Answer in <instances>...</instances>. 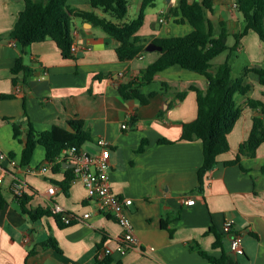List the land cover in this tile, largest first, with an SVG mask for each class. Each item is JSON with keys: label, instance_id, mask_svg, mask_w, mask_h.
Segmentation results:
<instances>
[{"label": "crops", "instance_id": "obj_1", "mask_svg": "<svg viewBox=\"0 0 264 264\" xmlns=\"http://www.w3.org/2000/svg\"><path fill=\"white\" fill-rule=\"evenodd\" d=\"M128 1V16L122 23L135 20L143 2ZM157 1L146 9L138 33L142 43L148 45L154 39L183 36L193 30L189 23H177L172 16H164L165 21L160 22L162 11L169 12L180 0H161L156 12ZM67 4L93 9L91 0H67ZM24 9V0H0V150L9 155L0 165L1 186L8 201L0 209V264H95L103 255L102 249L99 251L102 243L104 250L112 251V264H211L199 250L215 257L226 252L237 264H264V142L254 157L242 155L237 163H226L237 159L241 143L250 136L253 117L259 115V110L247 105L248 99L264 102V87L257 75L251 72L246 77L245 83L252 89L236 97L243 113L228 137L230 149L205 174L203 190L199 191L203 144L200 140H182L181 136L183 124L198 116L197 92L190 87L206 90V77L175 65L157 73L152 83L141 88L143 94L157 93L149 104L126 99L120 85L138 81L141 71L156 62L161 51H146L121 61L116 53L119 42L82 20L74 21L73 43L79 48L72 58H64L50 39L24 49L8 37ZM208 18L216 30L220 21L227 23L230 47L235 44L234 39L230 45V38L245 25L236 0H214V12ZM243 50L250 55L247 67H264V44L254 31L241 40L238 52ZM19 58L31 74L25 79L21 72L15 83L12 68ZM182 92L186 95L180 99ZM75 118L84 121L93 138L82 150L94 155L101 150L98 139L109 143L106 151L111 188L130 201L128 215L139 247L118 251L122 227L99 210L82 182L71 183L67 192L63 190L61 183L68 170L72 171V163L64 155L58 159L60 166H52L44 174L27 173L20 165L28 121L41 132L54 126L68 128V121ZM132 118L143 123L144 130L135 129ZM14 124L21 126L17 138ZM144 139L148 144L140 151ZM163 139L167 141L161 142ZM47 163L45 149L37 146L29 168L38 169ZM17 179L25 180V193L33 197L29 209L60 205L72 215L90 213V217L64 226L54 216L32 221L13 193ZM51 187L54 194L49 192ZM182 197L194 198L195 203H183ZM226 221L232 222L230 233L223 230ZM217 235H222V248L213 247ZM50 237L57 241L60 251L40 247ZM234 239L243 247L237 255L231 249ZM32 250L36 252L30 254Z\"/></svg>", "mask_w": 264, "mask_h": 264}, {"label": "trees", "instance_id": "obj_2", "mask_svg": "<svg viewBox=\"0 0 264 264\" xmlns=\"http://www.w3.org/2000/svg\"><path fill=\"white\" fill-rule=\"evenodd\" d=\"M24 1L25 9L19 14L16 24L8 33V37L17 40L24 49L34 43L50 39L58 45L64 58H72L74 21L82 20L102 29L108 36L116 39L119 42L116 49L117 56L119 60L127 61L146 52L147 45L141 42L138 33L144 25L146 9L154 7L157 0H143L137 18L130 23H122L128 16V0H91L93 9L89 11L71 7L67 4V0ZM236 7L242 13L245 25L240 32L233 35L235 44L230 47L227 42L230 35L227 23L220 21L218 30H216V26L208 18V15L214 12V0H201L193 3L180 0L178 6H171L170 11L164 16L174 17L177 23L187 22L193 30L183 36L154 39L153 42L163 48L159 59L141 71L138 81L122 83L119 88L124 98L137 99L141 104L147 105L157 93L143 94L141 88L152 83L156 74L161 71L179 65L206 77L209 82L206 90H201L196 86L190 87L191 90L197 92L198 116L195 120L183 124L181 136L182 140H200L203 144L204 159L199 170V191L203 190L205 174L216 166L218 157L230 149L228 137L243 113L236 97L247 95L252 89L250 83H245L246 77L251 72L256 74L258 83L264 87V67H245L242 75L233 79V66L230 61L233 52L239 50L243 36L249 31H254L264 44V0H236ZM97 10L110 15L116 21L100 15ZM225 52H228L225 61L213 71L212 61ZM21 72L25 73V79L31 74L23 58L17 59L12 68L15 83L17 82L16 76ZM164 86L167 87L166 84ZM185 95L186 92H182L178 94V97L183 99ZM247 105L253 110H259V115L253 117L250 136L241 143L237 159L228 161L227 164L237 163L242 155L254 157L257 148L264 142V102L250 98ZM131 122L135 129L144 130L145 125L137 119L132 118ZM27 124V136L20 160V165L26 169L29 168L39 145L45 149L48 162H54L53 167H57L60 166L58 159L65 156V151L72 148L80 151L85 143L93 140L90 131L85 128V123L81 119L69 120L68 128L54 126L41 132L37 131L31 122L28 121ZM20 134L21 126L14 124L15 138ZM166 141L163 139L161 142ZM147 144L148 141L144 139L139 150L142 151ZM13 156L14 154L10 155V157ZM73 180V169L68 170L65 180L61 183L65 192ZM16 198L21 204L23 213L28 215L32 221L44 216H54L59 225H67L62 220V216L55 214L51 208L29 209L27 206L33 198L31 195L24 193ZM7 204L4 189L0 185V209ZM39 245L42 249L52 248L60 251L57 241L51 237ZM103 246V243L99 246V251L102 249L103 255L96 258L95 264H112V256L104 254ZM213 247H223L222 235H217ZM35 252L32 250L30 254ZM199 252L211 264H237V261L226 252L221 257L212 256L204 250H199Z\"/></svg>", "mask_w": 264, "mask_h": 264}, {"label": "built area", "instance_id": "obj_3", "mask_svg": "<svg viewBox=\"0 0 264 264\" xmlns=\"http://www.w3.org/2000/svg\"><path fill=\"white\" fill-rule=\"evenodd\" d=\"M160 22H164L165 11L161 13ZM78 46L73 43L71 46V53L78 51ZM124 129L128 127L127 123L122 125ZM98 146L100 151L97 154H90L85 150L77 151L75 148L65 151V156L68 161L72 163L73 175L75 182H82L87 190L88 196L97 202L99 210L105 215L111 216L116 220L123 229L122 237L119 241L118 251L126 252L130 249L140 246V240L137 237L134 225L128 215V207L130 201L116 195L111 188L110 181V162L106 149L109 147L108 141L105 139H98ZM9 159V155L0 150V165ZM54 165V162H48L46 166L38 169L27 168V173L44 174ZM0 185H2V177H0ZM25 180L17 179L12 187L13 193L16 196H22L25 193ZM51 194H54L55 188L49 189ZM181 202L186 204H194L195 199L181 198ZM52 210L55 214H60L65 224L69 225L73 221L82 220L90 217V213L84 214L82 217L68 213L60 205H54ZM232 222L226 221L224 224V232L230 233L232 230ZM154 249V248H151ZM231 249L234 254L243 252L242 244L239 240L234 239L231 243ZM111 249L105 248L104 254H111Z\"/></svg>", "mask_w": 264, "mask_h": 264}, {"label": "rangeland", "instance_id": "obj_4", "mask_svg": "<svg viewBox=\"0 0 264 264\" xmlns=\"http://www.w3.org/2000/svg\"><path fill=\"white\" fill-rule=\"evenodd\" d=\"M161 3V0H158L157 1V5ZM156 12L159 11V5L157 6V8L155 9ZM133 11H131L129 13L130 16L133 17ZM245 36H243L244 38ZM242 38V39H243ZM229 43L230 45H233L234 44V37H231L230 40H229ZM227 54H223L221 56H219L215 61H213L212 65V70L214 71L216 69V67L221 64V62L223 63L225 61V58H226ZM231 61V64L233 66V72H232V77L233 79H236L238 78L239 76L242 75L243 73V69L245 67H247L251 61H250V55H248V53L243 50L242 52H238V51H234L233 52V56L231 57L230 59Z\"/></svg>", "mask_w": 264, "mask_h": 264}, {"label": "water", "instance_id": "obj_5", "mask_svg": "<svg viewBox=\"0 0 264 264\" xmlns=\"http://www.w3.org/2000/svg\"><path fill=\"white\" fill-rule=\"evenodd\" d=\"M170 1V0H168ZM162 46L156 44L155 42H150L147 46H146V51L148 52H153V51H162Z\"/></svg>", "mask_w": 264, "mask_h": 264}]
</instances>
